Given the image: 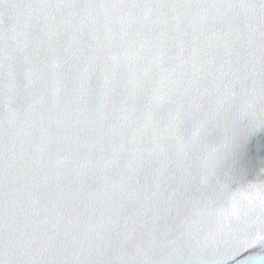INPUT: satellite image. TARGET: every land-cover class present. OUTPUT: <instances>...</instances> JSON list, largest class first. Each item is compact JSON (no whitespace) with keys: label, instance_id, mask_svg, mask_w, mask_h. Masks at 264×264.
<instances>
[{"label":"water","instance_id":"1","mask_svg":"<svg viewBox=\"0 0 264 264\" xmlns=\"http://www.w3.org/2000/svg\"><path fill=\"white\" fill-rule=\"evenodd\" d=\"M0 264H264V0H0Z\"/></svg>","mask_w":264,"mask_h":264}]
</instances>
